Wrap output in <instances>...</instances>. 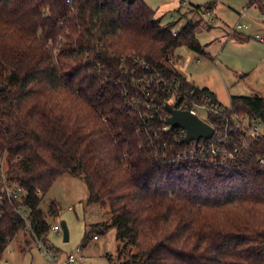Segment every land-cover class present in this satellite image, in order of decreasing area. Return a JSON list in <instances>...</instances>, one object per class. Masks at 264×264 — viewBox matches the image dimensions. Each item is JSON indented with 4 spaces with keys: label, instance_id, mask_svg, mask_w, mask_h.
<instances>
[{
    "label": "trees",
    "instance_id": "16d2710c",
    "mask_svg": "<svg viewBox=\"0 0 264 264\" xmlns=\"http://www.w3.org/2000/svg\"><path fill=\"white\" fill-rule=\"evenodd\" d=\"M248 1L264 16V0ZM162 22L143 0H0L6 177L26 192L23 204L43 242L50 226L40 205L68 175L84 183L86 206L108 208L121 250H135L121 264H264V138L247 149L231 145L233 161H178L184 145L163 147L168 139L158 130L167 95L135 81L155 69L189 96L195 90L224 114L251 121L264 122V97H231L224 107L167 68L181 47L206 53L197 23L174 36L178 22ZM0 214L1 261L24 224L11 207L0 206Z\"/></svg>",
    "mask_w": 264,
    "mask_h": 264
},
{
    "label": "rangeland",
    "instance_id": "374dc122",
    "mask_svg": "<svg viewBox=\"0 0 264 264\" xmlns=\"http://www.w3.org/2000/svg\"><path fill=\"white\" fill-rule=\"evenodd\" d=\"M143 1L157 17H164L163 24L179 19L176 9L181 8V2H185L186 9L190 4L197 6L214 3L212 16L217 20L214 29V22L208 20V17V21L197 15L191 19L197 23L195 34L208 56L198 55L181 47L172 55L171 64L166 63V67L170 69L173 65L199 88L210 89L224 107L229 106L231 97H264V44L254 39L255 34L264 38V23L257 19L261 14L254 7H249L248 0ZM185 8L180 11L184 12ZM244 9H247V14L242 16L241 23L250 25V28L238 33L249 35L251 39L243 41L240 35L234 36L235 32L232 31ZM181 24L183 22L179 21L176 29H180ZM218 25L223 26L224 31H228L226 35L231 38H222L224 34L221 28L218 29ZM200 117L205 120L203 114ZM87 197L86 187L80 180L65 175L55 182L43 198L40 209L51 228L58 227L62 232L60 224H66L69 239L64 242L62 234H55L50 230L45 241H42L43 246L59 254L58 264H65L67 255L77 248L82 256L78 264H108L109 260L114 264L123 263L135 250L129 245L121 250L123 244L116 239V230L111 225L108 208L86 206ZM52 204H55V212L51 211ZM91 232L96 239L92 237L82 244L85 235ZM0 264L49 263L34 242L22 232L9 243Z\"/></svg>",
    "mask_w": 264,
    "mask_h": 264
},
{
    "label": "built area",
    "instance_id": "2783aa9c",
    "mask_svg": "<svg viewBox=\"0 0 264 264\" xmlns=\"http://www.w3.org/2000/svg\"><path fill=\"white\" fill-rule=\"evenodd\" d=\"M70 2V0H67ZM182 6H185V2H182ZM255 8V7H254ZM247 14V9H244L240 16L239 22L233 28V33L247 29L248 27L241 23L242 16ZM260 19L264 22V16L261 15ZM178 29L172 31L176 36ZM255 39L262 42L264 39L259 36H255ZM133 63L137 65V61L133 60ZM139 64V63H138ZM144 66V64L142 63ZM122 68V67H121ZM144 82L148 87H153L164 92L168 101L165 105H169L174 110L181 112H188L195 116L199 120L206 123L212 130L213 135L208 140H199L198 143L191 142L189 144L182 143L185 137V131L183 129H172L165 124L166 118L169 116L166 112V117L163 121V126L159 127L160 133H164L167 136L162 146L166 147L168 142H178L184 145V149L177 153L176 160L178 161H199L204 157H217L222 156L223 160H235L237 157L235 153L238 151L235 149L229 151L231 145H239L240 149H247L250 142L262 140L264 138V122L251 121L247 117L238 116L235 114L226 115L222 112L220 106L211 100L209 97L202 96L193 90L191 96L182 91L181 83L174 77L165 78L161 76L155 69L152 70V74L148 79L136 80L135 84ZM196 93V95H194ZM155 112L158 111L156 106ZM165 111V109H164ZM205 116L203 120L200 115ZM221 120V124H218L215 120ZM150 134V139H151ZM237 136V139L234 138ZM154 138H157V134L154 133ZM237 141V142H235ZM216 166V163H212ZM261 169H264V159H260L258 163ZM6 164L4 159L0 160V206H8L13 209V212L20 218L24 224L23 233L28 239L34 242L35 247L41 252L42 256L47 259L49 264H58L60 258L59 254L55 253L52 249L43 246L42 239L38 237L36 232V226L32 222L31 210L28 206L23 204V199L26 196V192L18 186L12 185L6 177ZM37 196H40V192L37 191ZM2 215L0 214V219ZM52 233L62 234L58 227H50ZM49 230V231H50ZM49 233V232H48ZM96 239V237H94ZM82 260L80 249H75L74 252L67 255L65 264H78Z\"/></svg>",
    "mask_w": 264,
    "mask_h": 264
},
{
    "label": "water",
    "instance_id": "95a60500",
    "mask_svg": "<svg viewBox=\"0 0 264 264\" xmlns=\"http://www.w3.org/2000/svg\"><path fill=\"white\" fill-rule=\"evenodd\" d=\"M164 109L169 115L165 120V124L170 126L172 129L177 128L185 131L186 134L182 143H198L199 140H208L213 135V130L206 123L190 113L174 110L168 104L165 105ZM60 227L63 235V241L68 242L69 234L66 224L61 222Z\"/></svg>",
    "mask_w": 264,
    "mask_h": 264
},
{
    "label": "crops",
    "instance_id": "0c3cea01",
    "mask_svg": "<svg viewBox=\"0 0 264 264\" xmlns=\"http://www.w3.org/2000/svg\"><path fill=\"white\" fill-rule=\"evenodd\" d=\"M181 4H182V2H181ZM214 3H208V4H203V5H197V6H195V5H193V4H190V6L191 7H193V6H195V7H199L201 10H199V11H197V12H195V13H193V14H188V15H186L187 14V12H188V10L189 9H186L185 8V11L184 12H181L180 11V9H182L184 6H182L181 5V8L180 7H178L177 9H176V12L178 13V15H179V19L177 20V22H178V24H179V21H182L183 22V24H181V26H183L186 22H188V21H191V19L193 18V17H195L196 15H197V17L198 18H204V19H206V17H208L209 19L208 20H213V26H212V29H214L215 28V25H216V22L215 21H217L213 16H212V9H213V7H214ZM206 8V10L204 11L203 10V8ZM176 13V14H177ZM210 16H212V18L210 17ZM257 19H259L262 23H264L260 18H257ZM207 20V19H206ZM207 20V21H208ZM163 21H164V17H163ZM218 27V29L219 28H221V30H222V33L224 34L223 36H222V38L224 37H228L226 34H228L226 31H224V28H223V26H221L220 27V25H218L217 26ZM235 27V26H234ZM247 29H249L250 28V25H247ZM230 33V32H229ZM240 35L241 36V38H242V40L244 41V40H248V39H251V36H249V35H245V34H243V33H238V32H235V35L234 36H236V35ZM234 36L232 37V38H234ZM255 36H258V35H254V39H255ZM229 38H231V37H228V39ZM262 39H264V38H262ZM256 40V39H255ZM258 41V40H257ZM262 43V42H261ZM263 44V43H262ZM205 56H208V54H206ZM177 69V68H176ZM178 73L180 74V75H182L186 80H187V82L189 83V84H191V85H193L194 87H196L197 89H206V90H208V91H210L212 94H214L210 89H208V88H199L193 81L191 82V81H189L187 78H186V76L182 73V72H180V71H178ZM214 96H215V98H216V95L214 94ZM216 100H217V98H216ZM217 102L219 103V104H221L218 100H217ZM222 105V104H221ZM223 106V105H222Z\"/></svg>",
    "mask_w": 264,
    "mask_h": 264
}]
</instances>
